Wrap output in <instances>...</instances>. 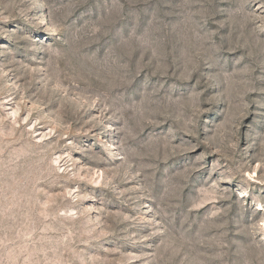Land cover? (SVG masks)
I'll list each match as a JSON object with an SVG mask.
<instances>
[{"label": "rangeland", "instance_id": "1", "mask_svg": "<svg viewBox=\"0 0 264 264\" xmlns=\"http://www.w3.org/2000/svg\"><path fill=\"white\" fill-rule=\"evenodd\" d=\"M0 264H264V0H0Z\"/></svg>", "mask_w": 264, "mask_h": 264}]
</instances>
